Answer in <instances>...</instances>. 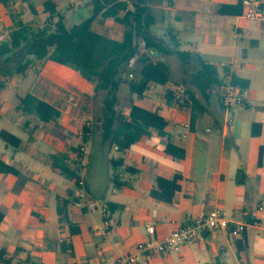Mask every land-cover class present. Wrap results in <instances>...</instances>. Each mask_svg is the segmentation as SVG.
<instances>
[{
    "label": "crops",
    "instance_id": "1",
    "mask_svg": "<svg viewBox=\"0 0 264 264\" xmlns=\"http://www.w3.org/2000/svg\"><path fill=\"white\" fill-rule=\"evenodd\" d=\"M260 1L264 9V0ZM30 2L36 5L40 17L43 13L40 0ZM30 2L17 0L9 7L0 4L5 25L12 22L14 25V20L9 24L6 22L13 9ZM235 3L236 0H165L157 10L149 4L157 18L156 25H165L169 19L182 21L183 30L196 34L197 40L191 48H184L183 30L177 27H166L164 36L168 29L177 30L182 50L200 54L218 68L221 76L228 73L223 65L231 64L233 74L249 82V88L244 91L246 106L225 111L217 86L204 94L196 88L197 92L191 86V80L184 77L186 73L181 63L178 65L183 75L174 72L167 62L166 59L171 61L176 56L153 58L168 63L173 80L166 85L151 84L141 98L142 103L133 105L156 111L167 120L170 138L186 151L184 159L169 155L166 152L168 138L156 131L125 153L117 152L109 144L103 145L102 107L93 116L87 117L85 112L81 117L73 112L78 105L77 101L72 103L76 98H71L72 104L62 109L55 101L39 97L54 104L61 112L58 119L41 122L35 116L18 111L20 99L32 92L21 93V87L17 85V90L13 91V81L6 84L0 81V134L4 130L13 133L6 128L7 123L21 128L26 134L22 138L13 133L22 140L17 150L0 137L3 141L0 142V159L21 172L20 176L0 173V209L5 210L0 224V254L6 261L11 264H116L120 257L136 252L140 244L151 242L157 245L178 226L219 209L231 220L258 219L261 226L250 229L239 238L224 231H212L204 241L182 246L176 251L144 253L139 264H264V210H259L264 206V17L250 20L218 13L221 6ZM172 11L175 15L170 13ZM99 19L96 22L102 23L103 20ZM110 20H105L106 27L111 25ZM3 25L0 22V27ZM123 34L124 28H120L115 36L104 35L122 40ZM140 43L144 46L143 41ZM140 49L145 51V48ZM176 63L177 60L174 66ZM136 64L134 59L130 69H134ZM73 73L71 83L78 90ZM135 76L131 73V77ZM122 80L118 109L126 112L133 106L130 105L131 79L124 77ZM123 85L126 86L124 90ZM167 91L182 101L188 99L186 91H192L207 111L192 124L191 101L183 107L169 104ZM83 95L92 103L94 94ZM86 121L91 122V133L86 143L88 167L82 176L92 201L98 206L113 204L110 216L113 226L107 236L101 231L103 214L92 211L87 206L88 202L79 201L68 207L70 219L79 233L72 234L69 225H62L57 198H68L69 191L74 192L75 186L54 173L49 164L52 154L69 153L73 159L71 149L77 147L80 140L74 146L64 139L65 135L78 138ZM255 124L259 125L255 128L257 135H253ZM95 140L99 147L98 156H93V150L88 152ZM41 146L45 149L40 150ZM47 149L52 151L47 153ZM19 153L21 155L16 157ZM96 158L105 162L107 173L104 182L94 180ZM112 159L124 162V167L118 171L121 188L115 187L110 180ZM125 167L135 169L136 173L126 171ZM240 169H244L247 175L243 185L236 182ZM177 175L181 176L180 191L173 203L151 196L158 178L173 179ZM149 227L155 228L154 234L148 233Z\"/></svg>",
    "mask_w": 264,
    "mask_h": 264
},
{
    "label": "trees",
    "instance_id": "2",
    "mask_svg": "<svg viewBox=\"0 0 264 264\" xmlns=\"http://www.w3.org/2000/svg\"><path fill=\"white\" fill-rule=\"evenodd\" d=\"M17 0H0V4L9 7ZM30 2L31 0H23ZM245 1L236 0L235 4L223 5L218 13L224 16H242L246 11ZM43 13L48 15L41 27L22 19L15 20L9 40L0 44V55L6 56L16 53L25 62L19 63L14 73L27 76L35 60H49L53 63L74 72V80L79 91L86 95L94 96L105 91L101 118V142L116 148L119 153H125L143 138L156 131L160 136L168 138L166 152L176 159H184L186 151L177 146L167 132V120L156 111H150L133 105L126 112L118 109L119 90L122 84L120 76L130 69L131 62L136 59L140 65L136 76L129 80L130 91L140 98L145 96L151 84L166 85L173 80L170 66L165 61H155L153 54L162 57L176 56L186 74L191 77L192 84L203 94L215 86L226 82V76H221L218 68L207 61L198 53L182 50V41L179 32L168 29L165 37H159L152 32L157 24V18L149 6L148 0H93V11L90 17L81 23L68 28L66 18L58 11L55 0H40ZM30 11L37 15L36 5L30 2ZM101 18L111 19L123 26L122 40L110 38L93 29V24ZM140 41H143L145 51H141ZM11 57L7 58L10 61ZM232 81L240 85L244 91L249 88V82L233 74ZM2 83H0V88ZM186 100L175 99L171 91H167L166 99L169 104L183 107L189 100L192 108V124L198 117L207 111L206 106L196 98L192 91H186ZM18 111L38 118L39 121L48 123L61 116L57 107L32 93L20 99ZM258 124L253 126V135ZM85 132L91 129L85 128ZM1 139L14 149H18L22 140L9 131H2ZM89 136L85 137L87 143ZM81 145L71 149L73 159L68 153H58L49 156V164L54 173L66 178L76 186L82 178L78 167V153ZM111 182L115 187L121 188L122 182L118 171L124 167L123 161L111 160ZM126 171L136 173L135 169L125 167ZM0 173L20 176L21 172L15 166L0 159ZM246 171L240 169L236 182L243 185L246 182ZM180 175L173 179L158 178L156 187L151 190V196L159 201L173 203L180 191ZM80 200L69 191L68 198L58 197V213L62 225H69L72 234L79 233V229L71 221L68 207ZM108 218L112 215L113 204H109ZM5 216V210L0 209V224ZM105 218V216H104ZM1 264H11L0 254ZM31 264V263H30Z\"/></svg>",
    "mask_w": 264,
    "mask_h": 264
},
{
    "label": "rangeland",
    "instance_id": "3",
    "mask_svg": "<svg viewBox=\"0 0 264 264\" xmlns=\"http://www.w3.org/2000/svg\"><path fill=\"white\" fill-rule=\"evenodd\" d=\"M57 1H58V11L60 14L65 16L66 25L68 28H72L73 26L81 23L83 20L90 17L93 11V0H57ZM164 1L165 0H148V3L157 10L158 8L163 6ZM160 12L165 16V18H168L165 11L161 10ZM170 13L175 15V12L173 11ZM14 18L15 20L22 18L27 23H32L36 27H41L44 25L46 19L48 18V15L41 13L40 17L38 15L34 16L30 11L29 3H28L23 7L19 6L18 8L13 9L12 13H10V16L6 18L7 24L11 23L12 20H14ZM0 19L3 20L1 14H0ZM0 22L1 24L4 25L6 24L4 20ZM105 22H106L105 20H103L102 23L96 22L95 30L98 32H102L106 35L115 36L117 33H119L120 28H123L119 24L115 23L113 20H110L111 25L110 26L108 25L109 27L105 26L104 24ZM4 25L0 27V44L2 42H6L9 40L10 33L14 27L13 22L11 23V25H5V26ZM166 27H177L178 29L183 30L184 23H182V21L179 20L175 21L173 19H169L165 25L163 24L155 25L152 28V32L159 37H165L164 32ZM182 40L184 43V48H188V47L191 48V45L195 43V41L197 40V36L192 32H187L183 30ZM141 48L144 49V46L141 45ZM152 56L155 60L161 57L160 55L157 54ZM9 57H11V60L7 61V58ZM166 60L171 65V68L174 70V72L177 71L180 72V74L182 73L181 75H183L181 67L178 65L180 64V62L177 58L171 59V61L168 59ZM175 60H177L178 63H176L174 66ZM23 62H25V58L21 59L17 57L16 53H12L6 56L0 55V81L1 80L5 81V84L7 82L13 81L14 86H11L13 91L17 90L16 85L17 87L20 86L21 88L19 89H21V93H27L31 91L33 94L37 95L38 97L48 99L50 101H55L56 104L59 105V107L62 109L67 108L72 103H75L77 101L78 105L73 108L74 109L73 112L77 115L80 114V116L84 115V113L87 112L86 116L90 117L96 114L98 111H100V108L102 107V100L104 99L106 92L102 91L98 95L94 96V99L91 103L90 100H87V98H85V95H83V93H81L80 91L76 90L73 87L71 80L73 78L74 73L71 68L56 66L49 60H43V61L35 60L33 62L32 67L28 71V75L24 77L22 75L14 73L17 65ZM177 66H178V70L176 69ZM139 67L140 65L136 64L133 67L134 69L126 70L120 76L122 78L126 77L127 79H132L133 77H131V73H133L135 76L136 73L138 72ZM184 77L186 78V80H191L189 74H186ZM191 86L194 88V90L198 92L195 86L193 85ZM124 88H126V86L123 85V90ZM130 94L132 96L130 98L131 101L130 105L136 103H142L143 99H141L136 94H132V93ZM71 98H76V99L75 101H72V103H70L69 100ZM119 108H122V106H120ZM6 128L22 138L26 136L25 132L21 128L14 127L10 123L6 124ZM64 139L66 141L68 140L71 141L72 145L74 146L78 144V139L80 140V144L82 140L79 134H78V138L76 136L65 135ZM0 142L3 141H1L0 139ZM39 149L42 150L45 148L41 146L39 147ZM11 150L12 148H10V151ZM91 150H93V156H98L99 147L96 140L93 143H91V145L88 148V152ZM51 151H52L51 149L46 150L47 153ZM20 155L21 154L19 153L16 155V157ZM106 173L107 170H106L105 162L100 158H96L93 169V175H95L96 177L94 180H103L104 182L106 178Z\"/></svg>",
    "mask_w": 264,
    "mask_h": 264
},
{
    "label": "built area",
    "instance_id": "4",
    "mask_svg": "<svg viewBox=\"0 0 264 264\" xmlns=\"http://www.w3.org/2000/svg\"><path fill=\"white\" fill-rule=\"evenodd\" d=\"M246 11L242 15L243 17L250 20L263 19L264 9L260 0H247L245 1ZM224 68L228 69L226 74V82L217 86L220 90V102L221 106L225 111H230L235 107H245L246 106V97L244 89L235 84L233 79V66L231 64H224ZM85 128H91V122L86 121L84 127L79 132V136L82 139L81 148L78 153V167L80 168L81 173L83 174L88 167V161L86 158V143L84 139L87 136H90V132H85ZM74 196L82 202H88L87 206L92 211H100L104 218V225L102 228V233L104 235H109L112 230L113 222L111 218L107 217L109 212V206L103 204L98 206L95 201H92L87 190V183L85 178L79 180L78 184L75 186ZM259 210H264V206H260ZM261 226L260 220L255 219L254 221H235L227 218L225 214L219 210L215 209L208 214L195 218L187 224L178 226L169 237H167L163 242L154 245L149 242L146 244H140L136 252L126 254L120 257L116 264H139L140 257L144 253H169L172 251L178 250L182 246L189 244H194L205 240L206 235L212 231H224L232 235L233 237L239 238L242 237L252 228H259ZM155 228L149 227L148 233L154 234ZM1 264V262H0Z\"/></svg>",
    "mask_w": 264,
    "mask_h": 264
}]
</instances>
